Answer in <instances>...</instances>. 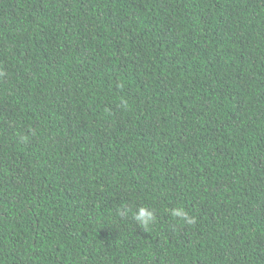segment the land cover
Wrapping results in <instances>:
<instances>
[{
    "label": "trees",
    "instance_id": "trees-1",
    "mask_svg": "<svg viewBox=\"0 0 264 264\" xmlns=\"http://www.w3.org/2000/svg\"><path fill=\"white\" fill-rule=\"evenodd\" d=\"M0 264H264V0H0Z\"/></svg>",
    "mask_w": 264,
    "mask_h": 264
},
{
    "label": "clouds",
    "instance_id": "clouds-1",
    "mask_svg": "<svg viewBox=\"0 0 264 264\" xmlns=\"http://www.w3.org/2000/svg\"><path fill=\"white\" fill-rule=\"evenodd\" d=\"M170 214L173 218H178L182 222H186L188 225L196 223L194 217H190L189 214L184 210L183 207H174L170 210ZM119 215L124 217L127 215L125 210H120ZM133 220L142 229H149L156 221V211L151 206H140L133 213Z\"/></svg>",
    "mask_w": 264,
    "mask_h": 264
}]
</instances>
